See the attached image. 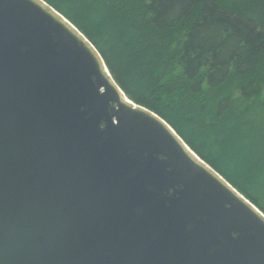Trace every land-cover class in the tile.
<instances>
[{
	"label": "water",
	"instance_id": "obj_1",
	"mask_svg": "<svg viewBox=\"0 0 264 264\" xmlns=\"http://www.w3.org/2000/svg\"><path fill=\"white\" fill-rule=\"evenodd\" d=\"M0 264H264V212L46 0H0Z\"/></svg>",
	"mask_w": 264,
	"mask_h": 264
},
{
	"label": "trees",
	"instance_id": "obj_2",
	"mask_svg": "<svg viewBox=\"0 0 264 264\" xmlns=\"http://www.w3.org/2000/svg\"><path fill=\"white\" fill-rule=\"evenodd\" d=\"M134 102L264 212V0H46Z\"/></svg>",
	"mask_w": 264,
	"mask_h": 264
}]
</instances>
